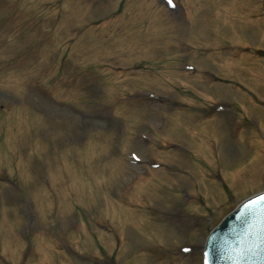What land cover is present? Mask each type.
Instances as JSON below:
<instances>
[{
  "label": "rangeland",
  "instance_id": "1",
  "mask_svg": "<svg viewBox=\"0 0 264 264\" xmlns=\"http://www.w3.org/2000/svg\"><path fill=\"white\" fill-rule=\"evenodd\" d=\"M262 190L264 0H0V264H203Z\"/></svg>",
  "mask_w": 264,
  "mask_h": 264
},
{
  "label": "water",
  "instance_id": "2",
  "mask_svg": "<svg viewBox=\"0 0 264 264\" xmlns=\"http://www.w3.org/2000/svg\"><path fill=\"white\" fill-rule=\"evenodd\" d=\"M264 190L228 205L205 240L204 264H264Z\"/></svg>",
  "mask_w": 264,
  "mask_h": 264
},
{
  "label": "snow or ice",
  "instance_id": "3",
  "mask_svg": "<svg viewBox=\"0 0 264 264\" xmlns=\"http://www.w3.org/2000/svg\"><path fill=\"white\" fill-rule=\"evenodd\" d=\"M167 2L171 4L172 3V0H167ZM223 121H224V123L226 125L227 122H228V117L226 115L223 116ZM224 147H225V149H227V148L230 147V144H229V142L227 140H226V142L224 144ZM131 157L133 159H135V160H139L140 159L138 156H136L135 152L131 153ZM262 199H264V198H262Z\"/></svg>",
  "mask_w": 264,
  "mask_h": 264
}]
</instances>
